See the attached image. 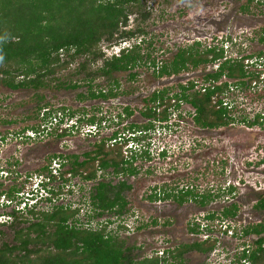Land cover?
Listing matches in <instances>:
<instances>
[{"label": "rangeland", "instance_id": "1", "mask_svg": "<svg viewBox=\"0 0 264 264\" xmlns=\"http://www.w3.org/2000/svg\"><path fill=\"white\" fill-rule=\"evenodd\" d=\"M134 11L130 15L128 27H122L120 31L135 33L136 41H142L143 54L150 52L159 65L172 60L180 49L191 47L196 42H201L202 46L223 47L226 46V40H231L227 52L232 58L257 56L264 52V0H151L144 3L142 12ZM142 15L148 17L145 19ZM119 36L121 33L114 38L113 43L105 41L100 54L112 58L117 56L116 53L120 55L121 50L115 51L120 48L116 47L120 43L129 41V46L137 43L133 40H118ZM256 58L250 62L253 64L247 70L256 74L253 84H250L249 78L246 86L223 96L233 105L230 115L236 120L234 124L218 130H203L195 124L194 109L184 104L179 110L175 106L170 109V128L150 131L140 136L138 142L133 141L128 129L132 125L144 127L149 123L145 113L155 108L149 103L154 94L170 89L173 96L178 92L179 84L187 86L190 82L204 85V77L213 71V66H202L199 70L190 68L178 76L161 79L156 78L152 66L143 64L132 72L114 74L109 78L99 76L98 70L104 62L102 58L89 63L87 70L77 76L75 72L80 64L94 60L92 56H84L59 73L50 89L39 92L14 91L0 86V216L6 217L8 221L5 226H0V245H16V229H27L30 224L41 220L30 214L29 208L27 212H20L23 218L12 228L13 217L10 215L20 209L17 208L18 196L15 197L12 191L20 189L21 196L31 195L42 177L40 175L48 172L44 173L43 169L53 166L57 178L51 189L61 194L59 197L45 194L44 200L38 204L37 213L52 212L55 206H64L71 209L69 211L79 209L76 219L80 225L89 223L84 228L93 230H102L107 226V233L114 237L117 235L119 242H125V247L133 250L131 255L137 261L153 258L156 253L172 261L170 255H164L166 251L215 237L219 241L215 254L193 253L184 257L185 264H249L241 259L242 251L256 250L258 237H245L243 230L249 224H259L264 220V212L255 209L264 196V59L263 64H256ZM132 74L136 75L133 80ZM258 75L260 78H257ZM91 79L97 91L114 90L117 96L103 101L104 104L97 99L94 102L81 100L79 95L88 94L86 84ZM63 80L79 81L83 85L82 89H56V85ZM39 95L46 97L43 104L50 105L47 111L62 109L58 116L53 115L52 120L49 118L44 121L46 110L38 115ZM93 108L102 109V119L101 113H98V119L95 118ZM127 108L134 113L129 118L124 115ZM258 115L263 117L261 124L251 127L249 123H253ZM55 117H58L57 123ZM62 117L64 125L69 121L67 126L71 128L60 125ZM92 119L102 124L103 131L98 137L100 142L117 135L119 140L122 137L119 147L125 159L133 157L129 152L131 148L138 155V159L133 160L138 175L131 179L132 190L126 193L128 212L123 217L114 213L98 217L100 212H94L90 203L93 183L84 185L81 178L71 177L68 174L71 164L60 167L61 160L52 162V157L80 153L83 146L92 145V141L97 138L90 136V133L95 132L90 122ZM245 120H248L247 123ZM7 121L13 124H4ZM33 126H40L38 135L31 134L33 131L21 133L25 127ZM64 131L67 135L58 136ZM50 132L54 135H50ZM144 137L146 140H143ZM109 143L110 146L114 144ZM145 151H149V158L142 156L141 159L140 155ZM164 152L166 156H162ZM65 180L72 181L71 188L63 182ZM108 180L118 185L119 179H113L111 174ZM228 186L237 188L234 198L228 200L222 197L205 207L194 201L181 207L173 200L157 201L156 204L150 201L156 189L164 193L189 187L195 188L200 194L209 191L218 194ZM10 193L14 194L12 201L8 196ZM49 197L54 199L53 202L48 200ZM233 201L239 202L241 207L237 221L231 223L234 234L238 233L234 236L222 233L224 229L221 227L223 209ZM213 214L217 215V219L207 221L206 217ZM194 223L202 225L203 230L208 227L211 231L192 236L190 229Z\"/></svg>", "mask_w": 264, "mask_h": 264}, {"label": "trees", "instance_id": "2", "mask_svg": "<svg viewBox=\"0 0 264 264\" xmlns=\"http://www.w3.org/2000/svg\"><path fill=\"white\" fill-rule=\"evenodd\" d=\"M148 1L151 0H0V86H6L14 91L39 92L50 89L59 73L69 69L75 60L84 56H92L94 60L80 64L75 72L77 76L87 70L89 63L97 62L102 58L104 62L98 70L99 76L109 78H112L114 74L132 72L143 64L153 66L156 78L161 79L178 76L190 68L199 70L202 66H213V71L205 75V84L201 89H198V82H190L187 86L179 84L178 92L173 96H171L173 91L171 92L170 89L157 91L149 100L155 108L145 113V116L152 117L153 120L144 127L132 125L131 130L135 134L137 130L134 128L143 129L140 132L143 136L159 128H170V109L175 106L179 110L184 104L194 109L195 124L201 129L218 130L234 124L236 120L231 117L229 109L224 107L225 99L223 100L222 97L233 89L246 86L249 78L250 84H253L256 74L247 71L251 66L247 62L252 61L255 56L230 59L223 47L204 44L202 46L201 42L180 49L172 60L163 61L161 65L157 59L152 58L150 52L143 54L142 44H135L130 49L124 50L121 55L112 58H106L103 53L100 54L103 43L105 41L113 43L114 38L120 33L118 40H136L135 33L120 30L122 27H128L129 18L135 12L134 9L142 12L144 3ZM142 17L146 19L148 16L142 15ZM262 42L264 43V38ZM202 48H204L203 51ZM65 56L68 59L64 60ZM258 56L262 58L264 52L259 53ZM260 75L257 78H260ZM92 77L94 78V75ZM135 77L136 75L132 74V80ZM87 81L88 83L85 84L88 87V94H80L81 100H109L117 96L114 90L97 91L93 87V80ZM81 86L83 85L79 81L63 80L56 85V89L75 91L82 89ZM40 97L38 115L50 106L43 104L46 100L45 96ZM60 110L62 109L46 111L43 120L46 121ZM125 114L131 117L134 113L127 108ZM247 121L244 122L247 123ZM261 121L262 116H257L249 125L251 127L260 125ZM90 122L94 124L95 119ZM4 124L12 125L13 122L7 121ZM28 131L38 135L40 126L25 127L21 133L25 134ZM50 135L54 133L50 132ZM65 135L67 133L64 131L58 136ZM137 136L133 135L136 142L140 141ZM143 140H146V137ZM121 141L118 140V136L115 137V148L89 155V160L84 163H79L77 156H69L72 169L68 174L73 173L74 176H79L86 173L85 180L96 181L101 170L113 166L116 175L123 172L137 175L138 169L133 162L138 159V155L131 150L130 153L133 156L131 161H125L123 150L119 147ZM102 153L106 155L105 159L99 158ZM143 154L140 155L141 159L142 156L149 158V151ZM166 154L164 152L162 156ZM58 157L65 159L63 155L55 158ZM125 164H130V167H124ZM131 189L132 187L126 183L114 186L111 183L98 181L90 192L92 210L100 212L98 217L106 213L123 217L128 212L129 206L126 193ZM12 192L15 197L18 196V199L22 193L20 189H14ZM236 192L235 186L221 189L218 194H213L212 191L200 194L195 188L186 187L178 192L164 191L162 193L160 190L151 197V200L153 202L173 200L179 206L194 201L201 207H205L222 197L228 200L234 198ZM13 193L8 194L11 201L14 197ZM50 193L54 197H59L61 194L60 191L55 190H51ZM53 200V198L49 199L50 202ZM240 209L239 202L233 201L231 205L223 209L221 217L224 221L235 222ZM255 209L264 212L263 195ZM69 210L64 206H55L52 212L37 213L36 208L30 210V214L41 220L30 224L27 229H16V245L8 243L0 245V264H185L186 252L198 250L204 254H212L218 244V240L213 237L192 246H182L176 251H167L166 254L171 256L172 261L160 257L158 253L153 258L137 261L131 255L133 250L125 247V242H119L117 235L114 237L107 233V226H104L102 230L85 229L84 227L90 224L80 225L79 220L76 219L79 209ZM10 216L13 217L12 228H15L16 223L23 218L18 211H14ZM216 219V214L206 217L207 221ZM72 220L74 223L71 224ZM91 222H93L92 217ZM154 224L158 225L157 222ZM199 228L196 225L195 228H191V231L196 234L211 231L208 227L205 228L207 231H200ZM243 232L245 237L256 235L258 239L255 243L257 249L253 252L244 249L241 259L249 264H264V220L260 224H249ZM1 234L3 235L2 232ZM226 234H228L227 231Z\"/></svg>", "mask_w": 264, "mask_h": 264}, {"label": "flooded vegetation", "instance_id": "3", "mask_svg": "<svg viewBox=\"0 0 264 264\" xmlns=\"http://www.w3.org/2000/svg\"><path fill=\"white\" fill-rule=\"evenodd\" d=\"M230 83H232V82H230ZM81 90V89H80ZM109 100H111V99H109ZM109 100H104V99H97V101H99V102H102V104H104L103 103V101L104 102H106V101H109ZM94 101H96V99L95 100H90V102H94ZM192 108V107H191ZM193 109V108H192ZM102 110V109H101ZM99 108H97V109H95V108H93L92 109V111H95V114L94 115H96V119H98V113H101V119L103 118V113H102V111H101ZM125 111H126V109L124 110V113H125ZM194 113V112H193ZM125 115V117L127 116L126 114H124ZM194 115H195V113H194ZM122 116V115H121ZM120 116V117H121ZM127 118V117H126ZM129 118V117H128ZM193 118H194V116H193ZM100 119V120H101ZM149 120V122L150 121H152L153 120V118L151 117V118H149L148 119ZM105 122H106V120L105 121H103L102 123H103V126H104V124H105ZM98 123V124H97ZM92 124V123H91ZM96 124V125H95ZM94 125L95 126H98L96 129H95V132H92V133H90L91 135V137H97V138H95L94 139V141H92V145L90 146V147H88L87 145L86 146H83L82 147V151L80 152V153H77V152H75V153H73V154H71V155H67V156H65V155H63L64 156V158L65 159H61V157H58V158H55V157H52V162H54L55 160H61V166L60 167H62L63 165H68L69 163H70V160H69V156H77L78 157V162L79 163H84L85 161H87V160H89V155H92V154H99V153H101V152H103V151H105V150H110V149H112V148H115L114 147V144H112V142H114V140H115V137H117L116 135L114 136V138H113V136L112 137H110L107 141H102V142H100L98 139V137H100L101 135V133H102V131H103V127H102V124H100V122H95L94 123ZM200 128V127H199ZM134 129H136L137 130V128H134ZM203 130H208V129H203ZM128 131H129V135H131V136H133V135H138L137 136V138L138 137H140V136H142V134L140 133V132H142V130H138L135 134L133 133V131L131 130V127H129V129H128ZM208 131H210V130H208ZM145 134H147V133H145ZM64 137V136H63ZM112 138V139H111ZM121 140H122V137L120 138ZM133 139H134V137H133ZM118 140H119V138H118ZM121 140H119V141H121ZM106 142V143H105ZM109 142H111V146H110V143ZM115 143V142H114ZM64 144H65V141H64ZM79 146V145H78ZM81 147V146H80ZM61 148H63L62 146H61ZM60 155H62V154H60ZM60 155H58V156H60ZM105 157H106V155L105 154H101L100 156H99V158L100 159H105ZM91 158V157H90ZM125 161H131V158L130 157H126V159H124ZM64 161V162H63ZM133 162V161H132ZM65 163V164H64ZM99 163V162H98ZM69 166V165H68ZM124 167H126V168H128V167H130V164H125L124 165ZM72 169V168H71ZM70 169V170H71ZM43 171H44V173L45 172H47V174H43V175H45L46 177H48V178H50V179H54V172L53 171H56V169H54L53 168V166H49V167H46V168H44L43 169ZM69 172V171H68ZM37 173H40V172H37ZM82 173V172H81ZM70 175H71V177H76V178H81V180H84V182H83V184L85 185V184H87L88 182H92L93 183V186L91 187V190H93V188L96 186V184H97V182L98 181H104V182H107V183H111V184H113L114 186H119L120 184H122V183H126V184H128L129 186H132L131 185V179H134L137 175H130V174H125V172H123V173H120L119 175H116V172H115V168L113 167V166H111L110 168H108V169H106V170H101L100 172H99V178H98V180H96V181H88V180H85L84 178H85V175H86V173H83V174H81V175H79V176H74L73 175V173H69ZM112 175V177H113V179L114 178H118L119 179V181H117L118 183V185H115L112 181H107V178L109 177V175ZM69 175V176H70ZM54 181V180H53ZM53 181H52V183L50 184V186L53 184ZM63 182H65V183H68L69 184V186H70V188H71V184H70V182H72V181H70V180H65V181H63ZM132 190V189H131ZM131 190H129V191H131ZM128 191V192H129ZM155 193L157 194L158 193V190L156 189L155 190ZM155 193L153 194V195H155ZM150 201L151 202H153L152 200H151V198H150ZM153 203H155V202H153ZM156 204V203H155ZM178 205V204H177ZM179 206V205H178ZM179 207H181V206H179ZM237 219L238 218H236L235 219V222L237 221ZM209 221V220H208ZM263 222V221H262ZM261 222V223H262ZM260 224V223H259ZM196 225L197 226H199L200 228V231H202L203 230V228H202V225H200L199 223H194V224H192V227L191 228H195L196 227ZM190 232H191V234H192V236H195L196 237V233H193L192 231H191V229H190ZM198 234H201V233H198ZM251 238L252 237H257L256 235L255 236H250ZM194 238V237H193ZM215 238V237H214ZM209 239V238H208ZM207 239V240H208ZM216 240H218L217 238H215ZM206 241V240H205ZM205 241H201V240H198V241H196L195 243H192V244H185V245H182V246H192V245H195V244H197V243H202V242H205ZM218 243H219V241H218ZM182 246H180L179 248H181ZM178 249V248H177ZM176 249V250H177ZM176 250H168V251H176ZM216 250H217V248L212 252V254H215V252H216ZM167 252V251H166ZM193 253H199V254H202V255H208V254H204V253H201L200 251H198V250H191V251H189V252H186L185 254H184V257L186 258V256H188V255H190V254H193ZM164 254H166V253H164ZM211 253H210V255H212ZM238 264V263H237Z\"/></svg>", "mask_w": 264, "mask_h": 264}, {"label": "clouds", "instance_id": "4", "mask_svg": "<svg viewBox=\"0 0 264 264\" xmlns=\"http://www.w3.org/2000/svg\"><path fill=\"white\" fill-rule=\"evenodd\" d=\"M137 40V39H136ZM135 40V41H136ZM134 41V42H135ZM137 42V41H136ZM226 44L225 43H223L222 42V44H225L226 46L228 45V44H231L232 42H231V40H226ZM130 42L129 41H125V42H123V43H120L118 46H116V47H120V48H118V49H116L115 51H117V50H121L120 52L122 53L124 50H127V49H130L132 46H129L128 44H129ZM137 45H141L142 44V41L141 42H137L136 43ZM226 46H223V48L226 50V53H228L227 52V50H229V49H227L226 48ZM121 53H120V55H121ZM116 55L117 56H119V54L118 53H116ZM259 55V54H258ZM255 56V58H256V60H257V63H260V64H263L262 63V61H263V59H264V56L262 57V58H260L259 56ZM229 58L230 59H233L231 56H229ZM234 59H238V58H234ZM253 60H255V59H253ZM252 60V61H253ZM256 63V64H257ZM151 66V65H150ZM153 67V66H152ZM159 68H157V70H158ZM164 79V78H163ZM204 85H201V86H199L198 87V89H201L202 87H203ZM233 92H234V89H233ZM238 92V91H237ZM223 98V97H222ZM223 100H224V98H223ZM224 107H226V108H228L229 109V112H231L230 110H232L233 109V105L231 104V103H229V102H227V100L225 99V105H224ZM47 111V110H46ZM58 114L59 113H56V114H54V116H58ZM258 116H261V115H258ZM51 120H52V117H51ZM54 120L56 121V123L58 122V117H55L54 118ZM262 120H263V117H262ZM60 121H61V124L60 125H62V126H65L64 125V122H63V117L60 119ZM72 122H73V120H72ZM50 124H52L53 125V123H50ZM69 124V121L67 122V124H66V126L64 127V128H71V126L70 127H68L67 125ZM73 124V123H72ZM93 126H92V128H94V129H96L97 127H95V125L94 124H92ZM67 129V130H68ZM31 134H34V133H31ZM31 136V135H30ZM134 141V140H133ZM132 149V151H133V148H131ZM130 149V150H131ZM130 152V151H129ZM59 170H60V168H59ZM53 172H55V171H53ZM40 176H42L41 177V179H40V181H39V183L37 184V186H36V188L32 191V194L31 195H27V197H25V196H21V194H20V196H19V201H18V203H17V208H20V209H18L17 211L18 212H27L28 211V209L29 208H31V210L33 209V208H36L37 209V207H38V204L40 203V201H42V200H44L43 198H44V195L45 194H48V196H51V193H50V191L51 190H53V189H51V186H50V184L52 183V181L53 180H55L56 178H57V176H55L54 175V179H50V178H48V177H46L45 175H43V174H41ZM24 195V194H23ZM6 198V197H5ZM49 198H51V197H49ZM49 198H48V200H49ZM46 201H47V199H46ZM1 203V202H0ZM21 203V204H20ZM24 205V206H23ZM22 208V209H21ZM3 217H1L0 216V226L1 225H3V224H8V221L6 220V217H5V219L3 218ZM234 223V222H228V221H223L222 222V224H221V227L224 229V232H222V233H226V231L228 232V234H226V235H229V234H231L232 236H234V235H238V233L237 234H234V232H233V229H234V227L232 226V224ZM227 224H229V226H227ZM225 226H227V228L225 229ZM202 231H204V230H202Z\"/></svg>", "mask_w": 264, "mask_h": 264}, {"label": "built area", "instance_id": "5", "mask_svg": "<svg viewBox=\"0 0 264 264\" xmlns=\"http://www.w3.org/2000/svg\"><path fill=\"white\" fill-rule=\"evenodd\" d=\"M226 48H227V49L230 48V47H229V44L226 46ZM250 62H252V61H250ZM250 62H247V64L250 63ZM250 64H253V63H250ZM262 80L264 81V77L262 78Z\"/></svg>", "mask_w": 264, "mask_h": 264}]
</instances>
